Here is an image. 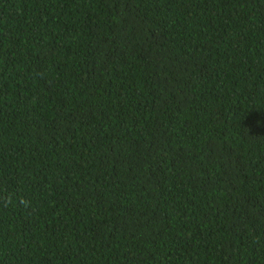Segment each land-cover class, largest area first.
<instances>
[{"label": "trees", "instance_id": "obj_1", "mask_svg": "<svg viewBox=\"0 0 264 264\" xmlns=\"http://www.w3.org/2000/svg\"><path fill=\"white\" fill-rule=\"evenodd\" d=\"M0 264H264V0H0Z\"/></svg>", "mask_w": 264, "mask_h": 264}]
</instances>
